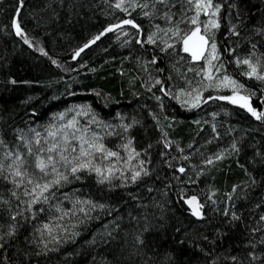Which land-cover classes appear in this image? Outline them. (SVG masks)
<instances>
[{"label":"trees","instance_id":"obj_1","mask_svg":"<svg viewBox=\"0 0 264 264\" xmlns=\"http://www.w3.org/2000/svg\"><path fill=\"white\" fill-rule=\"evenodd\" d=\"M116 4L0 0V264H264V118L216 98L264 113V0H212L204 34L235 91L183 50L194 0ZM76 123L105 151L80 156ZM54 145L48 184L67 180L34 196L13 169L43 176Z\"/></svg>","mask_w":264,"mask_h":264},{"label":"rangeland","instance_id":"obj_2","mask_svg":"<svg viewBox=\"0 0 264 264\" xmlns=\"http://www.w3.org/2000/svg\"><path fill=\"white\" fill-rule=\"evenodd\" d=\"M194 2L196 5L197 0H194ZM200 2L203 5V4H206L207 0H200ZM117 3L124 4L125 0H117ZM197 13L203 14L204 19H202V21L199 22V23H201L200 25H199V23H197L196 26L193 28V30L186 36V38H184V40L182 41L183 50L185 48V40L187 39L188 40V48L190 49V51H187V52L191 55L192 60L199 61L200 59H204V73H205V75L210 80L214 81V83L216 85L221 86V87L226 86L228 89L235 91L236 89H238L237 86L234 87L232 85L222 83V81L224 80V77L218 76V74L220 72H219L218 66L215 65V63L213 62V61H215V59H213V55H215V57H216V54H215V52L213 53V50L211 48L212 44H209V42L207 44H204L203 41L200 39V37H203L204 40L208 41V38H207V36H205L204 33L206 30H209L210 28H212V26H211L212 21L216 22V20H215L216 8L213 6L208 7V8H205L202 6L199 9L197 8ZM212 13H215V15H212ZM194 33H195V35H194ZM201 50H203L204 54L202 56H200L198 59H193L192 52H200ZM263 75H264V73H263ZM231 96L234 99H238L242 95L235 93ZM196 101H197L196 97H188L187 99L184 100V102L189 104V105L196 103ZM247 102H248V100H247ZM242 103H244V101L238 100V102L236 104L241 105ZM245 108H246V110H248L247 107H245ZM82 127H83V125H82ZM82 127L78 126L76 123L74 126V131L71 134L72 135V141L75 142V143H73V145H75V147L77 146L78 149H80L83 140H87L89 143H92L93 140L90 141V139H92L94 137V134H92L91 132H87L86 130H84L85 127H83V128ZM67 141H68V139L66 140V142ZM84 148H85V150H87L88 144H84ZM73 149H74V147H72L70 150L66 151V155H76V151H73ZM55 152H56V150H55ZM42 153H43V155L41 156L40 159L43 160L46 165H48V162H46V161H47L49 156L53 157L52 152H49L48 149H45ZM59 155H61V153ZM60 162H61L60 160H55L53 163L59 164ZM69 164L70 163H66L65 161H63V163H61V165H64V166L69 165ZM25 165H26V162H25ZM22 166H23L22 162L19 163L18 165H16L15 168L13 169L14 173L16 171H19L21 173V175L18 177H20L23 180H26L27 182L31 181L30 191L32 190L31 193L34 196L44 197L46 191L41 194V189L36 188V185L39 184V185L43 186L46 183L48 184L51 175L50 176L48 175L46 177L45 173H47V172L45 171V173H42L44 175L39 176L37 179L32 178L33 176L27 177L26 174L24 175V171H22ZM18 167L20 170L18 169ZM45 170H48V169L46 168ZM48 172H52V169H49Z\"/></svg>","mask_w":264,"mask_h":264},{"label":"snow or ice","instance_id":"obj_3","mask_svg":"<svg viewBox=\"0 0 264 264\" xmlns=\"http://www.w3.org/2000/svg\"><path fill=\"white\" fill-rule=\"evenodd\" d=\"M202 6L205 7V8L212 7V6H213V5H212V0H207L206 4H203V5L201 4L200 0H197L196 7L199 9V8H201ZM116 7L119 8V7H121V5H120L119 3H117V4H116ZM218 10H219V9H218V7H217V11H218ZM212 15H215V13H212ZM124 23L131 24L132 21L128 20V21H124ZM193 23H196V21L193 20ZM15 26H16V33H17V35H21V29H20V27H19V24H16ZM133 26L135 27V25H133ZM211 26H212V27H218L219 25H218L215 21H212V22H211ZM107 30H108V31H111L112 29H107ZM194 35H195V33H194ZM96 39H99V36H97ZM200 39L203 41L204 44H207V43H208V41L204 40L203 37H200ZM27 42H28V41L25 40V43H27ZM94 42H95V41H93V43H94ZM87 46H88V45H85V47H87ZM211 48H212L213 53H214V52H215V48H216L215 43H213V44L211 45ZM184 50H185L186 52H187V51H190V49L188 48V40H187V39L185 40V48H184ZM80 51H83V49H81ZM203 54H204V53H203V50H201L200 52H192L193 59H198V58H199L200 56H202ZM77 55H79V53H77ZM215 58H216L215 55H213V59H215ZM243 63L248 64L249 67L251 68V72L249 73L250 76H251V75H254V74L256 73V69H255V67H253V66L249 63L248 60H244ZM257 78H258V79H262V80H264V76H258ZM222 83H226V84H228V85H232V86H234V87L236 86V81H234V80H230V79L228 78L227 75L224 76V80L222 81ZM239 87L242 88L243 85H239ZM216 98H217V99L229 100V101L232 102V103H237L238 100H240V101H244V103L241 104V107H247V108H248V111H250V112L252 113V115L256 116L257 119L264 118V113H259V114H258L256 111H254V110L251 108V106H250V105L248 104V102H247V98H246V97L241 96V97H239L238 99H234L232 96L216 97ZM196 100H197V103H194V104L192 105L193 107L198 106V102H199V100H200V97L197 96V97H196ZM50 135H54V134H53V133H50ZM130 143H131V141H129V144H130ZM84 144H88V147H89V148H95V151H96V152H104V151H105L103 144H100V145H94V144L89 143L87 140H83V142H82V144H81V147H80V156H88V155H90V153H89L88 151L85 150V148H84ZM55 147H56V146L54 145L52 148H49L48 151H49V152H52V151L55 149ZM124 147L127 148L128 145H125ZM73 151H75V149H73ZM117 155H118V154H117L116 152L108 151V152L106 153V157H105V158H107V157H115V156H117ZM79 158H80V157L77 156V157H74L73 159L78 160ZM218 158H219V157H218ZM61 159L64 160L66 163H71V161L68 160L67 157H65V156H61ZM52 160H53V158H52L51 156H49V157H48V161L51 162ZM91 163H92L91 160H89L87 163H81V164H79L78 166H74V167L71 168V172H72L73 174H75V173H77L78 171H80L81 169L89 168V167L91 166ZM209 163H211V161H209ZM47 166H48V165H46L45 162H44L43 160H41L39 157L37 158V167L40 169L41 172H45V169L47 168ZM94 170L96 171V173H97L98 175H101V174H102L100 168H95ZM52 171H53V172H56V168H55V166H53ZM111 171H112V170L109 169V173H111ZM181 171H183V169H181ZM45 174H47V173H45ZM145 174H147V173L145 172ZM14 175H16V176H20L21 173H20L19 171H16V172L14 173ZM57 176H58V178L55 179V180H53V181L51 182V184H59L61 180H67V176H63V175H61V174H59V173H57ZM139 176H140V172H138V171H137V172H134L133 175H132V180L135 181ZM107 178H108L107 176L104 177V179H107ZM29 183H31V181H29ZM101 183H103V179L101 180ZM51 184H47V183H46V184H44L43 186L37 184V185H36V188H40V189H41V194H42L43 192H45V191H47V190L49 189V187L51 186ZM101 207H102V206H101ZM193 214L195 215V214H198V213L194 211ZM262 219H264V217H262ZM45 228H47V225H45Z\"/></svg>","mask_w":264,"mask_h":264},{"label":"water","instance_id":"obj_4","mask_svg":"<svg viewBox=\"0 0 264 264\" xmlns=\"http://www.w3.org/2000/svg\"><path fill=\"white\" fill-rule=\"evenodd\" d=\"M187 203L189 206L195 208L197 206V199L194 196H191L187 199Z\"/></svg>","mask_w":264,"mask_h":264}]
</instances>
